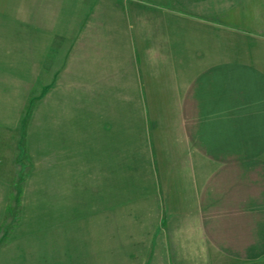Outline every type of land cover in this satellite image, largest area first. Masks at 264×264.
Instances as JSON below:
<instances>
[{
	"label": "crops",
	"instance_id": "0c3cea01",
	"mask_svg": "<svg viewBox=\"0 0 264 264\" xmlns=\"http://www.w3.org/2000/svg\"><path fill=\"white\" fill-rule=\"evenodd\" d=\"M238 7L0 0V31L30 32L46 78L99 96L92 109L110 111L105 125L123 111L127 127L139 119L185 148L186 166L132 170L150 176L141 186L160 207L176 208L147 264H264V0H241V28L214 19Z\"/></svg>",
	"mask_w": 264,
	"mask_h": 264
},
{
	"label": "rangeland",
	"instance_id": "374dc122",
	"mask_svg": "<svg viewBox=\"0 0 264 264\" xmlns=\"http://www.w3.org/2000/svg\"><path fill=\"white\" fill-rule=\"evenodd\" d=\"M230 4L214 19L241 28V0ZM40 50L28 30L0 31V264L18 248L17 264H147L176 208L132 170L186 166L185 148L139 119L127 127L123 111L105 125L99 96L46 78Z\"/></svg>",
	"mask_w": 264,
	"mask_h": 264
}]
</instances>
